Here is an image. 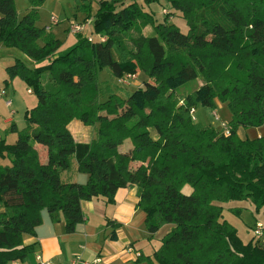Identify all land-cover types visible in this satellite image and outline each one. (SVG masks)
Wrapping results in <instances>:
<instances>
[{
  "label": "trees",
  "instance_id": "1",
  "mask_svg": "<svg viewBox=\"0 0 264 264\" xmlns=\"http://www.w3.org/2000/svg\"><path fill=\"white\" fill-rule=\"evenodd\" d=\"M43 1L29 0L18 17L13 0H0V41L31 60L8 65L5 85L18 77L37 97L25 127L10 126L14 141L0 138V264L26 259L33 245L24 238L34 235L40 210L72 233L84 220L82 200L112 202L128 186L137 190L149 233L172 225L147 264H264L260 239L243 243L222 214L231 201L264 212V134H237L264 127V0H167L186 33L134 2L100 0L93 21L105 40L84 36L64 52L35 24ZM79 5L89 13L88 0ZM145 25L151 35L143 36ZM132 29L137 35L126 41ZM103 69L116 78L138 72L141 85L123 95L107 86L100 101ZM198 79L191 91L183 88ZM215 98L231 113L228 134L191 117L196 104L212 106ZM72 119L94 128L91 142L74 140ZM74 164L85 183L61 175Z\"/></svg>",
  "mask_w": 264,
  "mask_h": 264
},
{
  "label": "crops",
  "instance_id": "2",
  "mask_svg": "<svg viewBox=\"0 0 264 264\" xmlns=\"http://www.w3.org/2000/svg\"><path fill=\"white\" fill-rule=\"evenodd\" d=\"M88 28L90 33L93 32L91 26ZM51 31L52 29L46 30L56 38ZM88 35L85 37L87 38ZM6 75V71H0V138L7 141L6 137H15V133L6 126L13 124L16 129L18 127L13 119L15 114L12 108L13 102L10 106H6L5 101L10 99L16 87L23 84V81L15 77L16 84L12 81L5 85L2 81L4 82ZM3 89L5 91L1 95ZM28 90L30 89H27L28 93H32ZM12 100L15 101L14 97ZM226 118L230 120L231 113ZM68 129L77 142L89 143L95 137L94 128L82 124L77 119H72L68 123ZM239 130L240 128L237 129L238 136L246 138V134H241ZM86 133L89 134V139L84 137ZM262 134L264 132H259L257 136ZM72 169L64 171L63 178L85 183L87 175L75 172V164ZM137 202V190L132 186L118 188L112 202H107L104 198L82 200L80 207L84 213V220L76 225L72 233L65 232L62 218L52 220L47 210L42 209L40 222L34 228V235L24 238L25 244L33 245L32 250L23 261L11 262L37 264L36 255H40L43 260L51 264H69L76 256L85 261L100 258L101 264H147L145 258L152 257L161 245L162 238L172 229V225L165 224L156 232L149 233L145 224V212L137 206Z\"/></svg>",
  "mask_w": 264,
  "mask_h": 264
},
{
  "label": "rangeland",
  "instance_id": "3",
  "mask_svg": "<svg viewBox=\"0 0 264 264\" xmlns=\"http://www.w3.org/2000/svg\"><path fill=\"white\" fill-rule=\"evenodd\" d=\"M13 1L18 17H21L31 8L29 0ZM88 1L89 13L88 9L84 10L83 8H81V5H79L81 3V0L79 2H77V0H44L43 2L38 4L35 24L38 26H50V29H52L51 33L55 35L58 41H60V45L58 48L60 52L66 51L71 46L83 40L84 36L88 34H91L94 38H98L100 36L98 31L94 27L93 21V17L98 12L100 0ZM106 1L110 3L113 0ZM121 1L123 5L134 2L137 6L142 8V10L151 13L155 22H165L168 24H173L177 29L180 30V32H187L188 26L184 17L178 10H175V8L172 7V4L167 0H120V2ZM163 9L166 10V13L163 12ZM52 16L56 17L58 22L50 25L49 21ZM87 19H90V25H87L85 23ZM72 22L85 23L84 31L80 34L70 33L68 29ZM89 26L92 27L93 32L91 33L88 30ZM145 26L141 28V32L143 29V36H146L148 33H153V29L150 25H147L146 27ZM129 35L135 36L137 35V31L135 29L130 30L129 34L125 36L126 41L127 36ZM127 43L129 46H131L129 42H126V44ZM17 58L23 61L25 64H29V58L24 53H22V51H20L16 47L5 45L2 41H0V71L4 72L5 66L10 65L12 61ZM143 60H145V55ZM14 78L15 77H12L11 80L9 78L7 82L10 84L13 81V83L16 84V81L14 82ZM97 80L100 88V101L104 100L107 97V91L105 89L107 86L113 92H117L120 95H123L125 92L132 91L141 85L140 76H138L136 80L128 81V84H118L117 78L109 74L106 69H103L98 73ZM197 82L199 84V82L201 83V80L198 79L195 83L193 81H190L185 84L183 88L191 91L192 89H194V87L197 86ZM2 83L5 82L2 81ZM28 88L32 93L27 92ZM2 91L4 92L5 90L3 89ZM13 97L15 101L12 100ZM9 100L13 102L12 108L15 110L13 119L16 121L18 130H22L25 127L24 113L26 111V108H30L37 103V97L34 89L31 85L29 86L23 81V84L16 87V91L12 96H10ZM25 106L26 108H24ZM228 114H230V111L227 102L215 98L213 100L212 106H202L200 104H196L193 107V111L191 112V117L195 123L202 126L210 125L212 127L222 129V124H225L228 127L229 120L228 118H226ZM6 127L10 128V124ZM239 131L241 132V134L245 133L248 138H254L258 135L259 132H264V127H240ZM151 132L154 133V130L151 129ZM88 135L89 134L86 133L84 137L89 139ZM6 139L7 142L12 143L15 137L7 136ZM92 140L93 139H91L89 142H91ZM126 144H130V140L124 141L123 146L120 148L121 151H125L128 148L129 145ZM62 174L63 173H61V175ZM182 192L185 194L190 193L191 187L189 185H185L182 188ZM229 207H238L236 208L238 210H233ZM222 214L224 219L236 228L237 235L243 243H247L252 239L254 235L253 228L255 222H264V212L256 211L254 206L250 202L245 201L228 202L223 208Z\"/></svg>",
  "mask_w": 264,
  "mask_h": 264
},
{
  "label": "built area",
  "instance_id": "4",
  "mask_svg": "<svg viewBox=\"0 0 264 264\" xmlns=\"http://www.w3.org/2000/svg\"><path fill=\"white\" fill-rule=\"evenodd\" d=\"M163 12L166 13V10L163 9ZM50 25H53L55 23L58 22L57 18L52 16L50 18ZM87 25L90 24V19H87L86 22H85ZM85 23H75V22H72L69 26V32L72 33V34H80L84 31L85 29ZM45 30H49L50 29V26L49 25H46L44 27ZM98 41L100 42H103L105 40V36H102L100 35L98 38H96ZM94 39V37L89 34L87 36V40L88 41H93V40H96ZM138 78V72H135V73H126L120 77L117 78V83L118 84H121V85H124V84H128L129 82L128 81H131V80H136ZM30 91V90H28ZM3 94V91L1 93V95ZM10 103L11 101L10 100H6L5 101V105L6 106H10ZM223 131L225 134H228V127L225 125V124H222L221 125ZM262 231H264V225H262V222L260 221H257L255 222L254 224V228H253V234L255 237H257L258 239H260L261 241V244H262V247H264V236H262ZM137 254V253H136ZM138 255V254H137ZM36 260H37V264H51L49 261H46V260H43L41 258L40 255H36ZM10 264H18L16 262H11ZM69 264H101V259L100 258H95L93 259L92 261H85L83 259H81L79 256H76L74 257Z\"/></svg>",
  "mask_w": 264,
  "mask_h": 264
}]
</instances>
